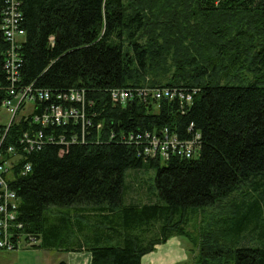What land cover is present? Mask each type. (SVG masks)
Wrapping results in <instances>:
<instances>
[{"label": "trees", "instance_id": "trees-1", "mask_svg": "<svg viewBox=\"0 0 264 264\" xmlns=\"http://www.w3.org/2000/svg\"><path fill=\"white\" fill-rule=\"evenodd\" d=\"M21 12L13 87L46 90L51 99L17 119L19 105L0 126V153L10 159L11 147L20 156L10 187L31 248L88 253L89 264H142L171 238L189 239L197 210L227 199L220 236L203 239L193 264H264L263 196L231 203L241 185L264 179V0H22ZM7 47L0 33V107L12 99L2 69ZM144 88L184 91L192 102H144L135 94ZM116 89L134 96L116 105ZM70 90L84 91L91 124L83 140L81 123L33 120ZM164 129L179 141L199 135L195 156H146L145 136L164 137ZM40 131L64 141L23 152V134ZM27 163L31 171L20 175ZM129 169L155 171L148 202L123 201ZM51 207L66 211L48 215Z\"/></svg>", "mask_w": 264, "mask_h": 264}, {"label": "built area", "instance_id": "built-area-1", "mask_svg": "<svg viewBox=\"0 0 264 264\" xmlns=\"http://www.w3.org/2000/svg\"><path fill=\"white\" fill-rule=\"evenodd\" d=\"M21 2L22 0H0V33L8 44L7 49L4 51L5 58L2 69L10 81L11 86L8 94L12 97V99L6 100L3 104L6 106L8 112L12 114L13 118L20 104L23 103L25 105L27 102L32 104L35 101H49L51 99L49 92L46 90L33 89L31 86H28L17 92L13 87L16 79H18V69L22 62L17 50L25 37V32L21 28ZM49 42L53 43V37L49 38ZM135 94L140 96L144 102L147 100L174 101L178 99L181 106L184 103L186 106H189L192 102V95L190 93L170 88L138 89L135 90ZM133 96L134 92L132 90L116 89L111 92L113 103L119 106L125 105ZM55 99L58 101V104H51L40 116H34V122L40 123L42 127L49 125L62 126L69 121H72L73 124L81 123L83 140L85 130L91 124V120L86 116L85 112L84 91L70 90L65 94L56 95ZM6 131L7 128L0 130V144L4 139ZM161 133V136L164 134V137L145 136L146 146L144 154L146 156L151 158L158 157L162 160H167L170 155H178L187 159L195 156L199 135H196L191 141H179L174 135L168 136L166 129ZM133 139L135 138L131 137L130 141ZM63 141V137L56 141L52 134L44 135L40 131L32 133V135L28 133L23 134L19 145L23 152L29 154L45 143L62 144ZM76 142L77 136L72 134L70 143ZM6 153L11 156L10 159L3 160L0 153V250L11 252L21 247L31 248L36 242L32 238L26 240V235L20 233L22 225L18 222L19 199L16 192L10 187V182L14 179L12 162L13 159L20 156L11 147L6 150ZM30 171L31 165L27 163L22 166L19 173L24 176Z\"/></svg>", "mask_w": 264, "mask_h": 264}, {"label": "rangeland", "instance_id": "rangeland-1", "mask_svg": "<svg viewBox=\"0 0 264 264\" xmlns=\"http://www.w3.org/2000/svg\"><path fill=\"white\" fill-rule=\"evenodd\" d=\"M33 106L31 103H25L22 110L17 115V119L30 113ZM13 117L4 104L0 107V126H6L12 121ZM153 169H129L125 171L124 185L125 194L123 201L126 203H146L151 199V194L156 193L154 189ZM253 183V184H252ZM257 190L253 191L252 186ZM251 195L264 198V179L258 177L250 182L241 185L234 193L231 203L235 207L239 203V195ZM236 204V205H235ZM229 201L223 199L214 206L197 210L191 217L186 229L189 239L184 237H173L164 245L156 246L154 251L144 257L142 264H193L199 256V249L203 239L211 236V239H217L220 236L219 220L222 216L230 212ZM64 208L51 207L47 211L48 215L57 212H65ZM34 248L21 247L14 252H5L0 250V264H41L43 253ZM50 254V253H45ZM54 253H51L53 257ZM46 256V255H45ZM55 258V257H53ZM14 259H20L16 263Z\"/></svg>", "mask_w": 264, "mask_h": 264}, {"label": "crops", "instance_id": "crops-1", "mask_svg": "<svg viewBox=\"0 0 264 264\" xmlns=\"http://www.w3.org/2000/svg\"><path fill=\"white\" fill-rule=\"evenodd\" d=\"M35 250L43 253V256L41 257L42 259L41 264H58L59 262H62V261L66 262V264H89L90 263V254L88 253H62V252L48 251V250H42V249H35ZM14 251H17V250H14ZM14 251H11V252H14ZM45 253H50V254H45ZM51 253H54L53 257L55 258L51 256ZM17 261H20V259L12 260V262L14 263H16Z\"/></svg>", "mask_w": 264, "mask_h": 264}]
</instances>
